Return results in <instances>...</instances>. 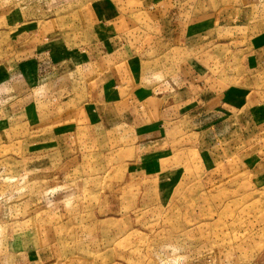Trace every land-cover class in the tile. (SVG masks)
Instances as JSON below:
<instances>
[{
	"label": "rangeland",
	"instance_id": "374dc122",
	"mask_svg": "<svg viewBox=\"0 0 264 264\" xmlns=\"http://www.w3.org/2000/svg\"><path fill=\"white\" fill-rule=\"evenodd\" d=\"M87 1L0 0V62L11 57V30L21 20H32L38 39L52 29L71 45L62 31L74 38L75 27L89 24ZM165 5L178 34L203 16L216 24L186 39L187 50L162 54V62L195 65L180 76L239 83L247 104L221 122L210 115L170 124L164 142L175 137L182 147L169 160L173 171L162 175L128 168L122 148L131 137L121 127H81L38 150L23 133L0 138V264H264V102L250 114L257 91L264 94V67L247 72L236 50L264 27V0ZM133 19L129 32L153 51L183 44L170 36L154 42L148 17L139 12ZM45 71L40 65L37 76ZM18 80L22 104L29 92ZM10 86L0 91V108L16 95Z\"/></svg>",
	"mask_w": 264,
	"mask_h": 264
},
{
	"label": "crops",
	"instance_id": "0c3cea01",
	"mask_svg": "<svg viewBox=\"0 0 264 264\" xmlns=\"http://www.w3.org/2000/svg\"><path fill=\"white\" fill-rule=\"evenodd\" d=\"M167 1L171 0H88L82 5L90 22L81 24L79 29L75 27L73 34H78L80 42L59 30L71 39V45L60 34L52 36V29H46V36L38 39L41 31H32V20L17 22L19 25L10 31L11 57L0 62V91L7 90L10 84L11 95L16 94L0 108V138L23 133L29 148L38 150L53 146L81 127H101L105 131L121 127L131 137L122 148L127 154L124 157H129L128 168L139 175L169 173L173 169L169 160L177 152L175 147L182 144L175 137L164 142L168 126L185 117L199 119L210 115L221 122L228 111L247 104L248 92L239 83L222 82L224 78L219 76L221 79L212 80L204 79V74L198 79L194 74L180 76L178 70L194 69L195 65L189 62H162V54L187 50L186 39L203 30L211 32L216 24L211 16H203L185 23L178 34L175 31L179 25L172 15H167ZM139 12L153 26L151 40L181 37L183 44L172 42L165 51H153L150 44H141L140 36L135 38L129 32L133 24L136 26L133 17ZM250 20L257 22L262 18ZM119 23L121 28L116 29ZM83 31H87L84 36ZM229 36L234 37L235 33L229 32ZM238 43L236 50L241 53L242 67L249 73L262 69L264 27ZM23 53L26 55L18 58ZM40 65L46 70L41 79L37 76ZM19 78L29 92L22 104L18 102ZM167 87L172 96L170 104ZM263 102L264 94L257 91L250 114H259L258 107Z\"/></svg>",
	"mask_w": 264,
	"mask_h": 264
}]
</instances>
